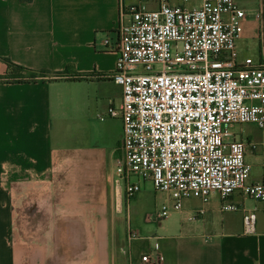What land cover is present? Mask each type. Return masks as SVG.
I'll use <instances>...</instances> for the list:
<instances>
[{
  "label": "crops",
  "instance_id": "0c3cea01",
  "mask_svg": "<svg viewBox=\"0 0 264 264\" xmlns=\"http://www.w3.org/2000/svg\"><path fill=\"white\" fill-rule=\"evenodd\" d=\"M139 1L159 5L0 0V264H142L155 250L161 264H264V201L236 192L238 209L224 211L213 193L157 219L164 199L137 221L116 185L123 123L106 113L123 91L111 77L118 52L106 41H118L123 4ZM235 1L247 13L239 61L264 63V0ZM10 63L39 80L18 81ZM234 131L257 145L246 161L251 181L264 183V127ZM247 211L257 215L254 233H245Z\"/></svg>",
  "mask_w": 264,
  "mask_h": 264
},
{
  "label": "built area",
  "instance_id": "2783aa9c",
  "mask_svg": "<svg viewBox=\"0 0 264 264\" xmlns=\"http://www.w3.org/2000/svg\"><path fill=\"white\" fill-rule=\"evenodd\" d=\"M246 19L235 0H159L156 9L139 1L123 4L118 41H106L118 52L111 77L123 91L121 105L106 113L123 123L116 185L127 200L144 181L166 194L157 219L190 198L207 203L213 193L224 211L238 209L230 200L236 192L264 201V183L251 181L246 161L257 145L234 131L264 127V63L239 61ZM243 222L245 233L256 231L254 211ZM141 263L161 264L159 252L144 253Z\"/></svg>",
  "mask_w": 264,
  "mask_h": 264
},
{
  "label": "rangeland",
  "instance_id": "374dc122",
  "mask_svg": "<svg viewBox=\"0 0 264 264\" xmlns=\"http://www.w3.org/2000/svg\"><path fill=\"white\" fill-rule=\"evenodd\" d=\"M164 199H167L166 194L157 192L150 181L142 182L141 191L130 200L132 204L131 209L133 219L138 221L140 219L139 215L145 213L149 209H152L156 204L161 203ZM122 216L125 218L128 216L126 204L125 211Z\"/></svg>",
  "mask_w": 264,
  "mask_h": 264
},
{
  "label": "trees",
  "instance_id": "16d2710c",
  "mask_svg": "<svg viewBox=\"0 0 264 264\" xmlns=\"http://www.w3.org/2000/svg\"><path fill=\"white\" fill-rule=\"evenodd\" d=\"M10 68H11V74L16 76L18 81H37L39 80V75L37 72L28 70L24 67L15 65L13 63H10ZM60 74L54 75L50 79H56L58 78Z\"/></svg>",
  "mask_w": 264,
  "mask_h": 264
}]
</instances>
